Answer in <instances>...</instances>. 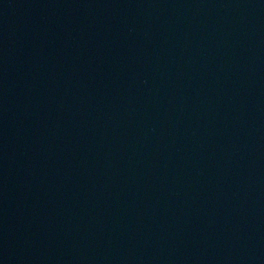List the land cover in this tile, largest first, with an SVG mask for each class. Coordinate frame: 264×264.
Wrapping results in <instances>:
<instances>
[{
    "label": "water",
    "instance_id": "water-1",
    "mask_svg": "<svg viewBox=\"0 0 264 264\" xmlns=\"http://www.w3.org/2000/svg\"><path fill=\"white\" fill-rule=\"evenodd\" d=\"M0 264H264V0H0Z\"/></svg>",
    "mask_w": 264,
    "mask_h": 264
}]
</instances>
